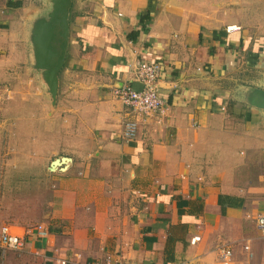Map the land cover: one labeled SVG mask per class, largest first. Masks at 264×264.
Masks as SVG:
<instances>
[{"label": "crops", "instance_id": "crops-1", "mask_svg": "<svg viewBox=\"0 0 264 264\" xmlns=\"http://www.w3.org/2000/svg\"><path fill=\"white\" fill-rule=\"evenodd\" d=\"M56 1L0 0V28L33 36ZM68 1L55 109L44 96L45 113L15 119L44 120L39 140L61 139L39 222L48 234L4 223L24 242L3 264H223L222 246L229 264H264L254 219L264 213V0L248 16L222 15L212 0ZM143 61L161 64V113L133 114L112 93L141 88Z\"/></svg>", "mask_w": 264, "mask_h": 264}, {"label": "rangeland", "instance_id": "rangeland-1", "mask_svg": "<svg viewBox=\"0 0 264 264\" xmlns=\"http://www.w3.org/2000/svg\"><path fill=\"white\" fill-rule=\"evenodd\" d=\"M212 1L218 3L214 5L216 10L221 6L222 15L226 8L232 10L233 14L229 16H240L243 12L244 16H248L256 12V0ZM237 2L243 4V10L237 8ZM8 29L0 28V226L4 223H23L20 225L32 228L44 221L49 211L50 190L55 188L58 178L49 168H55L58 162L55 160L59 158L56 154L63 147L60 148L61 139L51 132L49 136L42 135L39 140L44 120L15 121L20 116L27 118L29 111L39 114L44 112V96H47L54 109L56 101L50 99L43 70L36 68V60L31 52L35 45L32 34L17 28L20 39L14 41L11 32H6ZM60 79L58 74L57 81ZM48 114L51 116L50 111ZM50 148L53 152L47 154ZM50 161L53 162L51 166ZM253 165V169L246 170V176L256 174V160ZM244 245L241 244L242 247ZM243 249L244 257L254 256L252 247ZM9 251L12 250L0 248V264L7 259Z\"/></svg>", "mask_w": 264, "mask_h": 264}, {"label": "built area", "instance_id": "built-area-1", "mask_svg": "<svg viewBox=\"0 0 264 264\" xmlns=\"http://www.w3.org/2000/svg\"><path fill=\"white\" fill-rule=\"evenodd\" d=\"M230 28V27H228ZM161 73V64L159 62H140L136 68V77L141 82V88L136 89L133 86L126 84L113 88V95L127 105L133 114L151 115L161 113L164 110V102L158 93L157 78ZM137 123L133 120L124 123L122 136L129 140L135 137ZM59 162V159L55 160ZM57 162V163H58ZM256 229L264 236V213L258 214L255 218ZM34 229L41 236L48 234V229L37 223ZM201 236L195 234L190 237L189 243L195 244L200 240ZM24 238L14 232L10 224H2L0 226V248L4 250H17L22 247ZM247 248V247H245ZM232 249L230 246H222L220 249V257L225 260L223 264H229L227 260L232 259ZM61 264H66L65 259H60ZM81 264H128L125 261L114 259L107 256L103 261L84 262Z\"/></svg>", "mask_w": 264, "mask_h": 264}, {"label": "water", "instance_id": "water-1", "mask_svg": "<svg viewBox=\"0 0 264 264\" xmlns=\"http://www.w3.org/2000/svg\"><path fill=\"white\" fill-rule=\"evenodd\" d=\"M68 0H57L48 14L40 20L33 33L36 68L42 69L49 93L54 102L57 75L60 70L68 37Z\"/></svg>", "mask_w": 264, "mask_h": 264}, {"label": "trees", "instance_id": "trees-1", "mask_svg": "<svg viewBox=\"0 0 264 264\" xmlns=\"http://www.w3.org/2000/svg\"><path fill=\"white\" fill-rule=\"evenodd\" d=\"M149 18H148V16H147V14H144L143 16H141V20L143 21V20H148Z\"/></svg>", "mask_w": 264, "mask_h": 264}]
</instances>
